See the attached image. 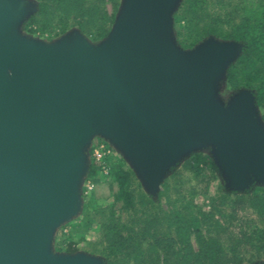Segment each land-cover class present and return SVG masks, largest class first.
<instances>
[{
    "label": "water",
    "instance_id": "1",
    "mask_svg": "<svg viewBox=\"0 0 264 264\" xmlns=\"http://www.w3.org/2000/svg\"><path fill=\"white\" fill-rule=\"evenodd\" d=\"M179 1L122 0L108 37L94 44L78 30L34 39L22 25L37 2L0 0V264H106L52 245L82 209L96 137L153 196L184 157L206 148L229 191L264 184L255 95L221 96L243 45L209 38L183 49Z\"/></svg>",
    "mask_w": 264,
    "mask_h": 264
},
{
    "label": "trees",
    "instance_id": "2",
    "mask_svg": "<svg viewBox=\"0 0 264 264\" xmlns=\"http://www.w3.org/2000/svg\"><path fill=\"white\" fill-rule=\"evenodd\" d=\"M34 1L37 2V10L22 25L23 31L35 35L38 31L44 33L59 29L58 36H62L76 29L95 43L108 37L121 2ZM205 1H185L188 10L183 17L187 22L186 30L194 26ZM109 4L112 5L111 10ZM244 5L229 18L216 16L212 20L213 26L201 39L212 34L243 45L242 54L228 68L222 87L232 95L243 89L252 90L264 120V0L245 1ZM175 20L177 25L180 21L177 14ZM178 35H182L179 30ZM188 39L180 42L185 49L193 48L201 40L194 39L191 42ZM187 166L198 183L204 185V192H207L218 173L214 161L207 155L196 153L188 160ZM99 169L92 159L88 179L96 178ZM110 170L113 183L118 185L111 205L104 207L94 198L83 196L84 214L87 216L85 226L90 229L94 222L100 224L101 237L97 244L101 247L99 252L106 264H243L245 250H264V227L257 226L254 220H240L236 233H230V226L225 227L226 222L223 224V220L235 217L234 214L227 215L223 207L230 196H238L239 193L243 194L242 199L251 210L264 215V189L224 192L214 200L212 211L205 212L195 202L196 189L186 188L181 174L176 171L163 183L159 192V200L166 198L170 206L165 211L160 208V201L156 203L142 190L138 192L134 188L136 179L131 171L125 170L122 163L117 167L112 166ZM118 203L122 204L125 212L130 213L126 221L115 211ZM193 236L197 247L192 243ZM72 244H67L66 252L69 254L77 252Z\"/></svg>",
    "mask_w": 264,
    "mask_h": 264
},
{
    "label": "rangeland",
    "instance_id": "3",
    "mask_svg": "<svg viewBox=\"0 0 264 264\" xmlns=\"http://www.w3.org/2000/svg\"><path fill=\"white\" fill-rule=\"evenodd\" d=\"M185 1L186 0L179 1L173 16L175 37L178 44L183 49L185 48L180 44V42L187 40L188 35H189L188 41L190 40L191 42H193L194 39H196V41L201 39V37L207 35L206 33H208L210 28L213 26L212 20L215 19L216 16L221 17V19L229 18L230 15H234V11H236L237 8H239L240 6L245 7L244 5L245 1H255V0H206L203 4V9L201 10V12L198 13L196 17V21H194L195 22L194 26L192 25L189 28V30H186L185 27L187 25L186 24L187 22L186 19H183L184 15H187V11H188ZM121 5H122V0L118 7L116 18L121 9ZM109 9L110 10L112 9L111 4H109ZM176 14L180 19V21L177 22V25L175 22ZM217 25L222 26L220 23H218ZM222 28L225 29L226 27L222 26ZM73 30L76 29H71L68 32H71ZM178 30L182 32V35H178ZM23 32L33 37L34 39L43 41L45 43H53L59 40L63 36V35L58 36L60 32L59 29H50L45 31L44 33L38 31L35 35L27 33L26 31ZM84 36L90 42L95 44V42L92 41V39H90L86 35ZM209 38H215L220 41H228V42L230 41V40H224L218 38L215 35L211 34L201 39L200 42L196 44V46L208 40ZM186 50H188V48ZM243 90H250V89H243ZM231 95L232 94H230L228 91H225L224 89L221 92V96L225 101H227L231 97ZM102 141H106V140L101 137L94 138V140L92 141L90 151H92V148ZM196 153H202L204 155H207L214 161L210 148L193 152L187 155L186 157H184L176 167L172 168V170L168 173L167 177L164 179V182L167 179H169L176 171L179 172V174H181L183 178V181L186 183V188L192 187L196 189V194H195L196 204L201 206L203 211L209 212L212 211L214 207V200L217 199L224 192L229 193L230 191L226 186L222 174L218 170L217 176L211 181L210 185L208 186L207 192H204L205 190L204 185L199 184L198 183L199 181L196 180L194 174L189 170V168H187L188 160L191 158L193 154ZM91 160L92 159H90V161ZM106 162L109 168L108 174L99 171L96 178L94 179H88L87 176L82 185V198L83 196L94 198L96 201H98L99 204L103 205L104 207H108L109 205H111L113 203V196L118 192V185L117 183H113L110 174L111 171L110 169L112 166L117 167L122 163L123 166L125 167V170L131 171L136 179L134 182V188H136L138 192L139 190L140 191L142 190L146 195L152 197L153 201H155L156 203L160 201L159 193L156 196H153L147 191V189L143 186L141 180L137 176L135 170H133L132 165L114 147H113L112 155L106 159ZM260 189H264V184H254L249 189V191L253 192ZM161 190H162V186L160 191ZM172 197L175 198V195L173 194ZM242 197H243L242 193H239L238 196H230L227 200L226 206L223 207V211L227 215L234 214L235 216L232 219L223 220V224L224 222H226L225 227L230 226V233L237 232L239 226L238 223L240 220L244 221L246 219H252L255 221L257 226L264 227V215L256 214L253 210H251L248 207V204H246L243 201ZM159 203L161 209L165 211L170 209V206L166 198H163ZM84 209L85 208L83 201L82 209L79 212V214L58 228L54 237V243L52 244L54 253L67 254L68 253L66 252L67 244L73 243L72 245H74L75 248L77 249L76 253L80 252L82 254H87L104 259V257L101 255V252H99L101 247L99 244H97L99 243L101 237L100 224L98 222H94L91 228L88 229L85 226L87 216L84 214ZM115 211L119 216H121L123 221H126L130 216V213H127L122 209L121 203H118L115 206ZM223 239L226 240V237L223 236ZM195 240L196 239L193 236L192 243L195 247H197ZM243 255L245 258L243 264H264V250L258 252L256 250L247 249L244 251Z\"/></svg>",
    "mask_w": 264,
    "mask_h": 264
},
{
    "label": "built area",
    "instance_id": "4",
    "mask_svg": "<svg viewBox=\"0 0 264 264\" xmlns=\"http://www.w3.org/2000/svg\"><path fill=\"white\" fill-rule=\"evenodd\" d=\"M112 152L113 147L107 141H102L92 148V159L99 165V171L105 174L109 172L106 159L112 155Z\"/></svg>",
    "mask_w": 264,
    "mask_h": 264
}]
</instances>
